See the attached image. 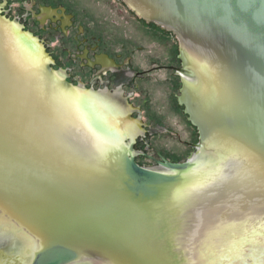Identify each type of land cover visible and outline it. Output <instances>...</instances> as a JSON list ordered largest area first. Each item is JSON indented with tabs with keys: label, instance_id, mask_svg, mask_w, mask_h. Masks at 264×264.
Segmentation results:
<instances>
[{
	"label": "water",
	"instance_id": "1",
	"mask_svg": "<svg viewBox=\"0 0 264 264\" xmlns=\"http://www.w3.org/2000/svg\"><path fill=\"white\" fill-rule=\"evenodd\" d=\"M122 2L138 18L176 36L181 61L176 71L196 81L183 79L178 97L198 132L194 147L211 153L210 162L219 157L208 146L215 137L252 148L257 172L234 193L245 196V212L264 209V0H250L251 9L231 7L241 0H148L160 10L152 16L129 0ZM221 5L230 6L232 24ZM0 21L31 42L39 61L38 68L0 28V264H94L91 252L100 250L116 254L121 264H184L179 233L189 227L191 216L183 214L186 207L174 201L171 188L183 173L209 161L165 162L166 171L139 166L133 142L125 141L130 118L106 104L121 132L119 153L109 154L99 171L64 173L66 160L84 159L65 151L62 109L51 84L64 91L76 87L50 67L52 60L36 38L1 15ZM183 32L197 38L212 65L227 75L226 94L221 78L200 80L191 68ZM62 195L66 221H55L49 215Z\"/></svg>",
	"mask_w": 264,
	"mask_h": 264
},
{
	"label": "bare ground",
	"instance_id": "2",
	"mask_svg": "<svg viewBox=\"0 0 264 264\" xmlns=\"http://www.w3.org/2000/svg\"><path fill=\"white\" fill-rule=\"evenodd\" d=\"M129 1L144 15L160 14V10L148 0ZM0 28L39 68L31 42L17 36L16 29L7 22L0 21ZM183 36L184 45L190 50V66L199 79L221 78L223 94H226L227 75L212 65L206 55L207 49H203V44L198 43L197 38L187 32H183ZM51 85L62 109L65 151L78 153L84 159L82 162L74 161L75 164H69L66 160L64 173L73 174L68 169H76L85 175L89 171H99L109 154L119 153L117 149L121 132L115 128V114L107 105L101 106L97 100L86 97L77 88L64 91L55 83ZM236 140L215 137L208 146L217 150V161L196 165L183 173L179 182L171 188L174 201L186 207L183 214L191 216L189 227L179 233L182 239L185 238L184 244L182 239L179 240L184 264H264V220H258L260 214L264 215V209L255 207L245 212L241 207L247 203L245 196L240 192L234 193V189H244L243 184H247L253 173L257 172L258 164L251 160L252 148ZM253 180L257 184L258 180ZM75 184L80 186V182ZM229 197H234L235 202H228ZM38 242L40 246L45 243L41 236ZM91 256L94 264L102 261L110 264L122 262L116 260V254L112 252L100 250L91 252Z\"/></svg>",
	"mask_w": 264,
	"mask_h": 264
},
{
	"label": "rangeland",
	"instance_id": "3",
	"mask_svg": "<svg viewBox=\"0 0 264 264\" xmlns=\"http://www.w3.org/2000/svg\"><path fill=\"white\" fill-rule=\"evenodd\" d=\"M58 1L63 4L66 1L68 12L74 15L75 25H82L86 33L94 38L100 37L102 43L106 44V50L130 59V64L132 62L135 68L179 65L176 58L179 42L176 36L168 30H160V26L153 22H148L149 28L144 29L140 25L141 21L136 19L138 17H133L132 13L126 11L128 8L122 0ZM5 17L12 22L16 19V15ZM23 31L32 33L27 26ZM66 41L58 33L48 40V50L53 53L56 62L54 70L67 78L74 87L88 91L101 106L107 104L114 113L124 119L130 118L126 120L130 135L125 141L135 144L134 156L140 166L166 171L143 155L156 157L157 152L173 163L194 160L206 162L214 159L211 153L201 152L189 145L199 143L198 134L184 114L183 106L177 104L183 79L196 84L194 79L175 76L168 70H156L143 80L136 79L128 86L120 87L123 95L132 94L134 100H126L121 95L102 94L97 87L84 86L79 69L74 67L73 62H68L67 59L71 61L70 56L62 52ZM40 43L43 44L41 41ZM46 53L48 54L47 51ZM69 67L73 69L68 72L66 68ZM120 84L121 82L118 83L119 86ZM62 196L63 198L54 202L49 215L55 221H66V216L62 215L66 214V195Z\"/></svg>",
	"mask_w": 264,
	"mask_h": 264
},
{
	"label": "flooded vegetation",
	"instance_id": "4",
	"mask_svg": "<svg viewBox=\"0 0 264 264\" xmlns=\"http://www.w3.org/2000/svg\"><path fill=\"white\" fill-rule=\"evenodd\" d=\"M126 11L132 13L133 17L136 16L131 10L126 9ZM0 15H4L3 17L7 15H16V17H14L16 18L14 19L16 25L22 30L25 29L26 26L30 27L32 33L29 32V34L39 42L41 41L45 51L48 52L52 60L50 63L52 69H55L56 62L53 53L48 50V40L54 36L55 33H58L61 38H66L67 44L66 47H63L62 52L64 55L70 56L71 61L67 59L68 62H73L75 64L74 67L77 66L76 68L79 69L84 79V86H90V88L97 87L98 92L102 94L121 95L126 100H134L132 94L123 95V92L119 90L120 87L124 85L128 86L136 79L143 80L156 70H168L175 76L182 77V75L176 71V69L181 68L179 50L176 57L179 61L178 66H155L151 68H140L138 66L135 68L132 62V65L130 64V59L122 58L119 53L113 54L111 51L106 50V44L102 43L103 41L100 37L97 36L94 38V36L86 33L82 25H75L74 15L68 12L66 1L63 4L58 0H0ZM136 19L141 21L140 25H142L144 29L149 28L150 24L148 22L143 19L140 20V18ZM159 28L165 31V29ZM71 31H74V33ZM71 48H73L72 50L75 52H72ZM72 69V67L66 68L68 72L72 71ZM66 81L69 82L67 78ZM119 82H121L120 86L118 85ZM177 104L180 105L178 100ZM193 128L196 130L195 127ZM134 145L135 144H133L132 147L135 152ZM189 145L195 148V144ZM143 155L162 169H164L161 166L162 163H173L166 160L160 152H157L156 157L147 154ZM134 160L140 166L135 156Z\"/></svg>",
	"mask_w": 264,
	"mask_h": 264
},
{
	"label": "snow or ice",
	"instance_id": "5",
	"mask_svg": "<svg viewBox=\"0 0 264 264\" xmlns=\"http://www.w3.org/2000/svg\"><path fill=\"white\" fill-rule=\"evenodd\" d=\"M220 7L224 8L225 10V21L229 24L233 23V18H232V13H231V9L230 6L228 5H221ZM231 7H236V8H241V9H251L252 7H254V5L250 2V0H241V3L238 5H233ZM262 24H264V20L261 21ZM237 27L239 28V30L241 32H243V26L242 25H237Z\"/></svg>",
	"mask_w": 264,
	"mask_h": 264
}]
</instances>
